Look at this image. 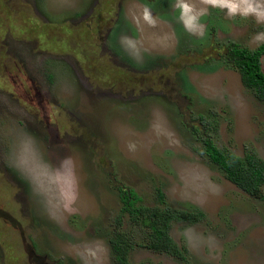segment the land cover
<instances>
[{
	"label": "rangeland",
	"instance_id": "rangeland-1",
	"mask_svg": "<svg viewBox=\"0 0 264 264\" xmlns=\"http://www.w3.org/2000/svg\"><path fill=\"white\" fill-rule=\"evenodd\" d=\"M178 2L0 0V264H118L116 231L129 264H264V197L202 142L264 160V103L225 58L264 22L184 0L190 31ZM166 213L180 256L149 239Z\"/></svg>",
	"mask_w": 264,
	"mask_h": 264
},
{
	"label": "trees",
	"instance_id": "trees-1",
	"mask_svg": "<svg viewBox=\"0 0 264 264\" xmlns=\"http://www.w3.org/2000/svg\"><path fill=\"white\" fill-rule=\"evenodd\" d=\"M263 53L264 42L255 49H249L232 42L225 58L238 70L242 83L254 90L258 98L264 103V71L259 61ZM204 119V117L200 118L201 125L207 126V122ZM197 132V129L194 128L193 133L196 134ZM202 142L205 145L209 159L228 180L254 197H264V160L261 157L250 150H246L242 156L231 151H225L216 146L212 139L206 135L202 137ZM119 192L124 211H127L132 216L143 213L145 210L143 207L135 206V202L139 198L132 188L120 187ZM166 215L165 219L157 220L160 224L151 229L149 239L160 250L169 251L171 254L180 256L181 251L172 242L169 232V220L173 215L168 213ZM203 215L201 211H182L180 217L190 221H197ZM124 236H126L125 233L116 231L109 238L118 264H129L128 251L133 243H130L132 240L126 239Z\"/></svg>",
	"mask_w": 264,
	"mask_h": 264
},
{
	"label": "clouds",
	"instance_id": "clouds-1",
	"mask_svg": "<svg viewBox=\"0 0 264 264\" xmlns=\"http://www.w3.org/2000/svg\"><path fill=\"white\" fill-rule=\"evenodd\" d=\"M206 5L227 9L230 16L240 14L243 16L253 15L258 23L264 22V0H202ZM177 7L181 9V20L186 29L194 31L197 27V16L193 12V7L184 0H179ZM144 19L149 24L153 23L149 11H145ZM264 35V34H262ZM258 35L256 39H261Z\"/></svg>",
	"mask_w": 264,
	"mask_h": 264
}]
</instances>
